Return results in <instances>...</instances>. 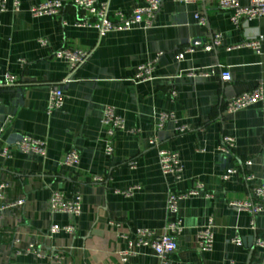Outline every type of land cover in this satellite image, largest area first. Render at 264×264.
Wrapping results in <instances>:
<instances>
[{"label":"crops","instance_id":"1","mask_svg":"<svg viewBox=\"0 0 264 264\" xmlns=\"http://www.w3.org/2000/svg\"><path fill=\"white\" fill-rule=\"evenodd\" d=\"M48 1L66 5L59 14L33 18L30 8ZM100 1L109 2L111 12L127 15L145 5V0ZM20 2L15 11L8 0V12L0 16V78L10 75L19 82L0 90V182L11 184L0 203L6 206L0 212V264H57L56 257L61 264H121V255L129 250L135 251L131 264H159L151 248L136 246L135 233L150 229L161 234L176 217L184 225L173 257L179 264H264V249L255 247L253 239H264V212L253 216L230 207L231 202L253 200L255 189L264 184V109L258 104L236 114L225 110L230 100L264 81V18L235 27L232 11L218 9L216 0H163L151 28L140 24L100 38L96 30L77 26L91 17L70 0ZM216 36L222 46L204 51ZM258 36H263L260 54L230 49ZM42 40L46 45H40ZM63 49L93 52L73 73L67 61L54 57ZM159 54L153 79L135 82L139 66ZM227 70L232 80L223 82L221 72ZM58 87L65 105L49 115L50 93ZM107 107L127 126L115 134L111 156L105 153L110 137L102 122ZM160 113H173L191 130L180 134L173 122L156 130ZM226 135L236 140L232 154L221 150ZM26 136L46 143L45 157L18 150L3 156L5 148ZM154 136L157 147L149 143ZM73 150L80 163L69 167L64 162ZM159 150L179 153L181 182L161 172ZM130 162H136V169ZM230 168L239 176L224 181ZM250 175L253 179L247 181ZM196 182L203 191L181 201L177 215L170 214L168 195L190 191ZM128 189H134L131 195L120 193ZM55 191L82 197L79 218L50 211ZM210 217L216 225L215 245L201 253L194 238ZM53 225L75 230L50 237ZM236 237L241 245L233 242ZM31 244L41 257L17 254Z\"/></svg>","mask_w":264,"mask_h":264},{"label":"built area","instance_id":"2","mask_svg":"<svg viewBox=\"0 0 264 264\" xmlns=\"http://www.w3.org/2000/svg\"><path fill=\"white\" fill-rule=\"evenodd\" d=\"M181 1L188 3L192 0ZM242 1L244 0H216V5L218 9L232 11L233 15L231 17V22L235 27H240L244 21L264 18V0H245L247 2L246 5H243ZM162 2L163 0H145V5L142 8H139L132 12V14L127 15L122 12H111L109 2L100 0H70L71 5H73L80 12L88 14L91 17V20H82L78 22L77 26L96 30L100 38L112 32L129 31L140 24L144 25L146 29L151 28L157 13L161 9ZM13 3L14 10L19 11L21 7L20 0H13ZM65 5L66 4L61 1H48L31 7L30 14L33 18L56 15L64 10ZM6 12H8V0H0V16ZM196 19L200 25H206V20L202 16L198 15L196 16ZM262 42L263 36H258L252 40L244 41L238 46H234L230 49L247 48L251 49L256 54H260L262 50ZM39 43L42 46L46 45V42L43 40L39 41ZM220 46H222V38L221 36H216L211 43L203 46V50L211 52ZM192 51L193 49L190 48L187 52L179 54L177 56L178 60H183L185 54ZM92 52L93 51L63 49L58 51L54 57L67 61L71 65L73 73H75L86 64V62L90 59ZM160 56L161 54H159L151 62L139 66L134 81L137 83L151 81ZM199 76L206 75L199 74ZM221 80L223 82H230L232 80L231 73L228 70L222 71ZM17 86H19V82L14 76L8 75L4 79L0 78V90L12 89ZM174 95L175 93H173V96ZM258 104L262 105L264 109V81L260 82L254 90L230 100L226 104L225 110L229 114H236L237 112ZM64 105L65 95L62 89L59 87L53 89L50 93L47 113L51 115L55 111L63 109ZM102 122L107 127V133L110 137V140H108L106 144L105 153L108 156H111L114 151L112 140L115 134L119 131L127 130V126L125 120L120 117L112 107L105 108ZM170 122L176 124V130L180 134H184L191 130V128L187 125H180L173 113L158 114L156 117V130H162ZM129 132L131 134H137V131L134 129L129 130ZM149 143L153 147H157L159 144L155 136L149 140ZM235 149V138L229 135L224 136L222 139L221 150L226 154H232ZM12 150H18L25 155L45 157L46 143L33 137L26 136L16 142L12 147L5 148L3 156L10 157ZM158 158L161 172L164 175H171L177 182H181L183 168L179 153L172 150H159ZM64 163L69 167L77 166L80 163V156L78 152L73 150L68 153ZM129 165L132 169H136V162H130ZM246 165L250 166L251 162H246ZM238 176L239 171L237 169L230 168L222 176V179L227 181ZM252 179V175L246 177L247 181ZM96 181L102 180L98 179ZM10 187L11 184L9 182H0V203L6 200L7 192ZM203 189V184L201 182H196L195 187L190 191L181 194L171 192L166 200L168 212L172 215H177L180 202L187 200L190 197L199 195ZM133 191L134 189H128L120 193L125 196H129ZM22 204L23 202H18V205ZM230 207L248 212L253 216L263 213L264 184L255 189L253 200L249 202H231ZM5 209V205H0V212ZM49 209L52 213L66 214L74 218H79L82 214V197L80 195H75L74 197L68 198L63 192L55 191L50 198ZM215 229V220L213 217H210L205 226L197 230L194 239L201 253H209L213 250L215 245ZM74 230L75 229L72 226L61 227L53 225L50 228V237L58 235L61 232L73 234ZM183 231V222L181 219L176 217L166 224L161 234L150 229L138 230L135 233L136 246L151 248L154 255L158 258L159 264H179L173 257L178 250V238ZM122 238L127 239L126 236H122ZM233 242L237 245H241L242 239L240 237H236ZM255 245L257 248L264 249V239H257ZM23 253H36V246L31 244L26 251L17 252L18 255ZM134 254L135 251L129 250L124 252L121 255V264H131L129 257ZM37 255L41 257V254ZM55 261L57 264H61V259L59 257H56Z\"/></svg>","mask_w":264,"mask_h":264},{"label":"water","instance_id":"3","mask_svg":"<svg viewBox=\"0 0 264 264\" xmlns=\"http://www.w3.org/2000/svg\"><path fill=\"white\" fill-rule=\"evenodd\" d=\"M18 92L19 93H23V90L21 89V90H18ZM254 239V245L256 244V240H257V238L255 237V238H253ZM255 247H256V245H255Z\"/></svg>","mask_w":264,"mask_h":264}]
</instances>
